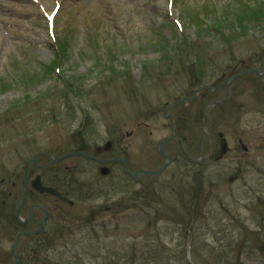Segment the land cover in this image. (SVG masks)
Listing matches in <instances>:
<instances>
[{
    "label": "rangeland",
    "instance_id": "rangeland-1",
    "mask_svg": "<svg viewBox=\"0 0 264 264\" xmlns=\"http://www.w3.org/2000/svg\"><path fill=\"white\" fill-rule=\"evenodd\" d=\"M252 1L0 0V181L4 178L6 183L2 189L9 190L11 182L20 178L21 174L15 177L14 167L29 155L20 145L28 134L37 147L64 149L90 136L101 141L111 131L124 136L134 129L122 142L129 156L144 159L151 153L155 157L148 144L168 135L172 120L160 112L168 106L181 111L179 121L189 124L178 131L189 135L192 157L206 159L202 176H196L198 172L189 176L190 164L161 175L162 181L175 179L181 185L163 187L157 194L149 192V181L143 177L147 189L137 200H131L130 194L113 193L115 186H121L116 178L110 188L106 182L89 183L88 174L75 176L89 185L70 210L82 219L70 218L61 233L42 242L38 262L33 264H185L191 263L193 250L198 264L221 263L236 256L240 264H264L259 250L264 245V90L257 95L252 85L237 80L230 83L233 96L228 97V83L219 87L222 81L214 85L218 81L211 83L214 78L208 76L214 71L228 75L231 63H248L255 53L264 55V30L237 33L231 42L230 29L221 23L231 19L241 2ZM213 7L220 10L203 15ZM201 25L208 27L204 31H210L209 35L199 31ZM215 27L223 35L214 36ZM183 41L188 45L208 41L201 46L208 48L212 59L199 60L194 66L192 57L178 58L177 44L184 45ZM199 65L202 75L207 73L202 83L207 86L198 91L190 109L179 106L184 97L192 96L193 92H185L194 81L192 69ZM259 78L263 88L264 74ZM68 79L75 80L70 87L82 86L78 96L67 92L71 108L66 113L62 107L67 103L59 98ZM202 92L214 100L225 98L226 103L200 122ZM210 130L214 131L211 147ZM217 130L224 133L229 150L215 162L206 154L217 150ZM239 138L249 146L247 154L239 148ZM190 187L202 190L200 201L179 203L177 191L189 197L185 192ZM89 189L108 190L112 195L106 203L111 208L101 210L93 221L88 220L91 205L104 202L105 192L90 198L86 196ZM10 207L7 203L0 212L6 215ZM181 210L183 222L179 221ZM14 235L6 222L0 226L2 264H12L9 247Z\"/></svg>",
    "mask_w": 264,
    "mask_h": 264
},
{
    "label": "flooded vegetation",
    "instance_id": "flooded-vegetation-1",
    "mask_svg": "<svg viewBox=\"0 0 264 264\" xmlns=\"http://www.w3.org/2000/svg\"><path fill=\"white\" fill-rule=\"evenodd\" d=\"M235 68L230 70V73L233 72ZM229 73V74H230ZM225 73H221L218 79H224ZM204 85H197V87H202ZM196 87V88H197ZM227 86H225L226 88ZM190 89L185 92V95H190L194 87H189ZM199 91H202L200 89ZM226 95L228 97L232 94L231 85L226 88L225 90ZM202 94V95H201ZM183 95V96H185ZM199 95L205 97L207 94L205 92L200 93ZM182 96V97H183ZM197 99V98H196ZM175 100H172V102ZM195 100L186 99L183 103H179V106H183L187 109H190L192 104ZM208 101V100H207ZM187 104L185 105V103ZM209 102V101H208ZM173 105V104H170ZM164 107V106H163ZM162 107V108H163ZM182 107V108H183ZM155 110V109H154ZM167 110H170L168 112ZM155 112L159 113L158 108ZM161 116L163 118H169L172 120L170 124V131L168 135L162 136L159 138L154 144H148V150H153L155 153L152 155L151 153L147 157V161L143 162V157L137 156V159H133L135 156H129L127 152V145H124L123 137L129 136L134 132V129L129 130L128 132L118 135L117 131L109 132L107 138L102 139L101 141L94 140L91 136L84 142V139L80 140L78 143L75 139L73 140L72 144H69L68 147L62 148H48V147H38L35 151H33L27 160H31L27 166L26 170V192H25V201L24 204L21 206L19 214L16 213V208L20 204L21 196L23 193L22 187V177L20 179L19 184L15 185L13 183V190L8 192V200L13 197L12 208L9 213H6L7 218V225L12 227L13 232L15 233L14 239L17 237V234L20 232H30L31 234L25 237H21L17 243L22 249L24 246L32 247V244L38 245L43 240L48 239V234L56 235L57 233H61L65 227V222L70 221V218H81L82 217H74L73 214L70 213V210L76 207V202H78L79 197L81 195L82 189H88L89 185L87 182H79L75 176H81L82 174L89 175V179L93 184H102L107 183L110 188H113V183L115 178L116 181L120 180V178L124 179L126 177L129 182L143 185L144 178L145 181H149V177L155 175H163L171 168L177 167L179 164H189L192 162L182 153V149L188 154V156L192 157V142L189 139V135H184L183 131H178L182 129L183 126L188 129V125L183 124L180 122V118L183 119L181 111L176 109H170V106L166 109H162ZM173 112V113H172ZM187 113H184V119ZM175 118L176 122H175ZM187 121V119H185ZM174 121V123H173ZM207 123V122H206ZM138 127V123L135 125ZM119 129V127H118ZM173 131L174 135L177 138H172L167 141L163 147L166 153L171 155L170 163L159 173L156 174H139L136 178H132L127 172L123 169V164L121 161L115 158H123L126 168L131 171L135 172L138 169H148V170H155L163 165L166 161V158L160 155L157 152V143L165 137H168L171 132ZM212 131L210 130L208 135L209 146L213 141ZM131 133V134H130ZM151 133V131H149ZM217 134V132H216ZM223 136L224 133H223ZM219 143V136L216 135ZM83 138V137H82ZM79 139V138H78ZM181 145L179 144V141ZM242 139H238L239 148L242 149L246 154L249 149L248 145H245ZM190 145L192 147H190ZM208 146V148H209ZM211 147V146H210ZM238 147H236L237 149ZM229 149V148H228ZM218 150V144H217ZM216 152L213 154L210 149L206 154V158H214L217 154ZM75 151H83L88 155L92 156L93 158L84 156V155H74L69 158H65L62 160L50 162L52 159V155L59 156L66 152H75ZM135 160V161H134ZM206 160V159H205ZM104 161V162H102ZM204 161V160H203ZM35 179H39L40 185L42 186H49L54 188L56 194H50L47 192H40L32 182ZM118 183V182H117ZM106 185V184H104ZM88 186V187H87ZM95 188V187H94ZM80 189V192L78 191ZM99 191L89 189L86 192L87 197H92L93 195H97L99 193L105 194V201L102 203L93 202L90 208V214L88 220L93 221L94 218L101 213V210H109L111 206L107 203L108 199H112V195L110 196V191ZM112 192V191H111ZM19 193V194H18ZM97 193V194H95ZM76 194V195H75ZM79 196V197H78ZM96 196H94L95 198ZM104 204V205H103ZM18 215V216H17ZM58 221V222H57ZM13 239V241H14ZM25 242V243H24ZM0 264L2 261L0 259Z\"/></svg>",
    "mask_w": 264,
    "mask_h": 264
},
{
    "label": "trees",
    "instance_id": "trees-1",
    "mask_svg": "<svg viewBox=\"0 0 264 264\" xmlns=\"http://www.w3.org/2000/svg\"><path fill=\"white\" fill-rule=\"evenodd\" d=\"M206 10H207V8L204 9V12ZM219 10H220L219 8L217 9L216 7L215 8L213 7L212 11L211 10H207L203 15L210 16L211 12L216 13V11L218 12ZM195 12H197V11H195ZM198 14L199 13H194L193 15L194 16H198ZM202 19L203 18L199 16V21H201ZM227 19L228 18L224 19V21H221V23L224 24L227 28L230 29L229 32H231L230 33L231 35L228 37V40H230L231 42L234 40V36H237V33L245 35L250 30H253V31L264 30V1L261 2L260 0H254L252 2H241L240 6L236 8V11H234L233 16L231 17V19H229V21H226ZM207 28H208L207 26L203 27L201 25L199 31L201 33H204L205 35H209L210 31H204ZM218 28L219 27H217V28L215 27V30H213V32L215 31L214 32L215 33L214 36H217V35L219 36L220 34L223 35V33L221 32L220 28L219 29ZM225 40H227V39H225ZM183 42H185V41H183ZM197 42H200V41H197ZM204 42L208 43V41H204ZM204 42L203 43L202 42L201 43H193V44L191 43L190 45H188L187 42H185L184 45H182L181 43H178L177 44V57L181 58V59L183 58L184 55L188 56V57H192L193 60H194V63H192V64L194 66L196 65L197 61L199 62V60L205 61V60H207V58L209 60L212 59L210 54L208 55V52H209V50L207 51L208 48H205L204 46H201V45H206ZM196 45L197 46L199 45L201 47H197ZM192 47H193V49H192ZM216 50H219V49H216ZM246 62H248V63L237 61V62L231 63V67L236 68V70H241V69H244V68H247V67L263 65L264 64V55H262L261 53H255V55H253V57H251L250 59H247ZM200 69H202L201 65H199L198 67H195V68L192 69L193 70L192 71V73H193L192 76H193L194 81L193 82H189L188 87H194V86H197V85H201L204 82V80L206 78H208V76H211V78H215V76H216L215 71L212 72V73H208V76H207V75H205V74H207V73H205V71H204V74L202 75V71ZM194 73H195L196 76L194 75ZM72 77H74V76H72ZM246 78H247V80H246ZM77 80L81 83L83 78L79 77ZM241 80L244 81L245 86L249 85L248 87H250V85H252L253 89H254V91L256 92L257 95H258V91H259V93H262V91L264 90V87L262 88V85H259L261 83L260 82L257 83V80L260 81V79L256 78L254 75H246L245 77L241 78ZM74 81H72L70 79H68L66 81L68 83L66 84L65 89L62 91L64 93H63L62 96H60L61 98H59V99H61V102H63V104L67 103V106L62 107L65 110L66 113H68L67 110H69V108H71V106L69 104L70 101H69L67 92H71L75 96H78L76 94V92H77V90L78 91L81 90L80 88H81L82 85H80V86L78 85L77 86V84H76V86L70 87V86H72L74 84ZM69 89H72V91H67ZM201 98L204 99L205 101L211 99V98H209L208 94L205 97L200 96V99ZM65 99H66V102H65ZM204 102H203V104H204ZM193 103H195V102H193ZM224 103H226V102H224ZM202 105L198 108L199 109V114L197 115V118L200 120V122H201V119H202V115H201ZM221 105H222L221 103L218 104V105H214L209 110L208 116H209V114H211V112H212V110L214 108H218ZM58 111H60V110H58ZM60 112L62 113V111H60ZM18 136H20V134ZM28 142L26 140H20V145L21 146L25 145V148H26L25 150H27L29 152V150L31 149V147H30L31 145L28 144ZM28 145H30V146H28ZM179 165H185V164H179ZM16 166H17V169L20 168L19 165H16ZM190 166L191 167L187 171V174L189 176H195L196 172L200 173V175L197 174L196 176H202V174H204L206 172V170H204V168L202 167L203 164H199V165L190 164ZM180 175L182 176V174H180ZM177 176L178 175H176L175 178ZM2 179H3V181H0V211L3 209V205H4L2 203V201L7 198V192H5L4 189H2L4 187V184H6L5 183V179L4 178H2ZM149 179H150L149 182L151 180H152V182H150V183L148 182L147 187H149L148 188L149 192L152 193V194L159 193L161 188L164 190L163 187H165L166 190L169 189L168 188L169 185H171V186L174 185L175 187H177L178 184H179L178 186L181 185L180 184L181 182H179V180L174 181L175 179H172L171 182L167 181V180L166 181L165 180L162 181L160 179L159 175H155V176L149 177ZM178 179H179V177H178ZM119 183L121 184V186L119 184L117 186H115L114 187L115 191L113 193L115 194V192L116 193H122L123 192L125 194V197H129L128 194H130L131 195V198H130L131 200H137L139 198V195H143L145 190L147 189V187H144L145 185L140 186L139 187L140 190L139 189H132L133 185H135V184L129 182V180L126 177H124V179L120 178ZM149 184L153 185L152 188L149 186ZM155 186H157V187H155ZM201 191H198L197 189H194V188L192 189L190 187L188 189V191L185 192L186 193L185 195H187V193L190 194L189 197L188 196L184 197L183 196V192L180 193L179 191H177V193H178L177 201L180 203L182 200H184L185 203H187V204L191 203V202L198 203L200 201V197H201V193L200 192ZM188 209H191V208L188 207L187 210ZM175 212H177L176 208L174 209L173 213H175ZM193 213H190V215H192ZM1 216H3V215L0 212V226H1ZM183 216H184V213L182 211L181 214H180V218L181 219L179 221L183 222V220H184ZM189 219H191L190 216H188V219L185 220V221L186 222L188 221L187 223H189L190 222ZM258 235H259V233H255L254 234V236H258ZM49 239L50 238H48L46 240L44 239L43 241L44 242L45 241L49 242L50 241ZM254 239L259 240L257 238H254ZM260 243H261V240H260ZM42 247H43L42 243L40 245L39 244L35 245L33 243L32 247L24 246L22 248V250L20 251V253H19V259H18L19 260V264H33V263H37L38 262L37 259L39 258L38 256H39V253H40V249ZM259 250H261V252H263L264 251V245H263V247H260ZM196 254H197L196 250H193V259H192L191 263H185V264H198V263H196L194 261V259H196V257H195ZM216 257H222V256L220 254H217ZM215 262H216V264H240L239 258L237 256L235 258H233V259L223 258V261H221V263H220V261H215Z\"/></svg>",
    "mask_w": 264,
    "mask_h": 264
},
{
    "label": "water",
    "instance_id": "water-1",
    "mask_svg": "<svg viewBox=\"0 0 264 264\" xmlns=\"http://www.w3.org/2000/svg\"><path fill=\"white\" fill-rule=\"evenodd\" d=\"M262 67H257V68H252V69H247V70H244L242 72H240L239 74H236L234 76H232L229 80H231L232 78H235V77H238L242 74H246V73H256L258 74L259 70L261 69ZM199 89H196L194 92H193V96L191 97V99H194L196 97V93L198 92ZM187 99V97H184L183 100H181L179 103H183L185 100ZM215 103H218V102H215ZM213 105V103H212ZM218 136H220V142H219V157H221L228 149L227 147V142L225 140V138L222 136V133L219 132L218 133ZM173 137V135L171 134L170 136L162 139L161 141H159L157 143V152L164 156L166 158V161L163 163V165L161 167H159L158 169H155V170H148V169H138L137 171L135 172H131L129 171L126 166H125V163H124V159L123 158H115V159H118L119 161H121V163L123 164V169L125 172H127L132 178H136L139 174H156V173H159L161 172L171 161V156L169 154H167L163 147L165 145V143L170 140L171 138ZM187 157H189L185 152H183ZM74 154H82L84 156H87V157H90V158H93L92 156L88 155L87 153L85 152H77V153H73V152H70V153H65L59 157H54L53 160H59V159H62V158H65V157H68V156H72ZM190 158V157H189ZM191 159V158H190ZM31 160H34V158H32ZM30 160V161H31ZM192 161H195L194 159H191ZM30 161H27L26 162V165H25V169H24V172H23V177H22V181H23V186H24V191L22 193V199H21V203L24 201V198H25V188H26V166L27 164L30 162ZM104 162V161H102ZM32 185L35 186V188H37L40 192H47V193H50V194H56V191L51 188V187H44V186H41L40 185V182H39V179H35V181L32 182ZM20 208V207H19ZM19 208L16 209V213L19 211ZM31 233L28 232V233H18L17 234V237L14 241V243H12L11 245V248H10V253L12 254V258H13V261L14 263L13 264H17V257H16V254L14 253V247L16 245V243L18 242L19 240V237L21 235H30Z\"/></svg>",
    "mask_w": 264,
    "mask_h": 264
},
{
    "label": "bare ground",
    "instance_id": "bare-ground-1",
    "mask_svg": "<svg viewBox=\"0 0 264 264\" xmlns=\"http://www.w3.org/2000/svg\"><path fill=\"white\" fill-rule=\"evenodd\" d=\"M204 118V121H207L209 120L208 117H203ZM170 155V154H169ZM171 156V155H170ZM148 157V156H147ZM147 157L145 156L144 159H143V162H146L147 161Z\"/></svg>",
    "mask_w": 264,
    "mask_h": 264
}]
</instances>
